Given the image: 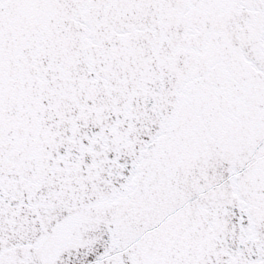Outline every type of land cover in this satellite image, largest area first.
<instances>
[{
    "label": "snow or ice",
    "instance_id": "6c2138e0",
    "mask_svg": "<svg viewBox=\"0 0 264 264\" xmlns=\"http://www.w3.org/2000/svg\"><path fill=\"white\" fill-rule=\"evenodd\" d=\"M0 264H264V0H0Z\"/></svg>",
    "mask_w": 264,
    "mask_h": 264
}]
</instances>
